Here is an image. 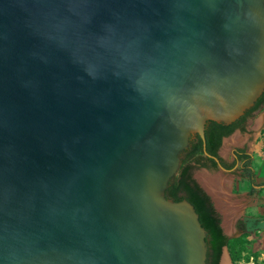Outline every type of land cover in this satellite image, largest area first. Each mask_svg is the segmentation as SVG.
I'll return each mask as SVG.
<instances>
[{
  "label": "water",
  "instance_id": "95a60500",
  "mask_svg": "<svg viewBox=\"0 0 264 264\" xmlns=\"http://www.w3.org/2000/svg\"><path fill=\"white\" fill-rule=\"evenodd\" d=\"M263 105L264 0H0V264H232Z\"/></svg>",
  "mask_w": 264,
  "mask_h": 264
},
{
  "label": "rangeland",
  "instance_id": "374dc122",
  "mask_svg": "<svg viewBox=\"0 0 264 264\" xmlns=\"http://www.w3.org/2000/svg\"><path fill=\"white\" fill-rule=\"evenodd\" d=\"M264 111V106L251 119L248 126H251L256 118ZM250 153L253 155V166L256 173V183L259 184L258 194L264 198V126L253 143ZM251 182L248 178L235 176L233 178L232 193H245L250 190ZM244 215L249 217L264 216V203L259 205L246 206ZM255 236L249 231H243L238 236L230 237L227 250L232 264H264V228L257 227ZM233 255L237 259H233Z\"/></svg>",
  "mask_w": 264,
  "mask_h": 264
},
{
  "label": "trees",
  "instance_id": "16d2710c",
  "mask_svg": "<svg viewBox=\"0 0 264 264\" xmlns=\"http://www.w3.org/2000/svg\"><path fill=\"white\" fill-rule=\"evenodd\" d=\"M263 106H264V105H263ZM263 106H262V107H263ZM262 107H261V108H262ZM261 108H260V109H261ZM253 159H254V158H253V155H252V159H251V167H252V169H253V181L256 182V173H255V168H254V166H253ZM242 177L248 178V179L250 180V182H251V186H250V190H249V192H250V191L252 190V180H251V178H250V177H247V176H242ZM260 185H261V186H264V184H260ZM229 242H230V237L227 238V240H226V246L229 245ZM233 259L236 260L237 257L233 255Z\"/></svg>",
  "mask_w": 264,
  "mask_h": 264
},
{
  "label": "flooded vegetation",
  "instance_id": "af4514ba",
  "mask_svg": "<svg viewBox=\"0 0 264 264\" xmlns=\"http://www.w3.org/2000/svg\"><path fill=\"white\" fill-rule=\"evenodd\" d=\"M249 124V123H248ZM248 124H247V126H248ZM245 178V177H244Z\"/></svg>",
  "mask_w": 264,
  "mask_h": 264
}]
</instances>
